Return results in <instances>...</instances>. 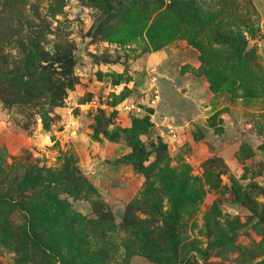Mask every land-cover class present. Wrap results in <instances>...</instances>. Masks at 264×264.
Segmentation results:
<instances>
[{"label": "rangeland", "instance_id": "obj_1", "mask_svg": "<svg viewBox=\"0 0 264 264\" xmlns=\"http://www.w3.org/2000/svg\"><path fill=\"white\" fill-rule=\"evenodd\" d=\"M56 2L39 3L53 29L45 45H74L76 83L45 106L47 126L35 101L0 98V194L37 198L42 185L23 188L37 169L45 180V169L75 165L92 183L79 198L67 180L47 188L79 216V237L45 238L64 264H260L264 0ZM2 50L13 69L17 43ZM134 117L150 123L143 167L128 162L123 138ZM9 200H0V264H63L24 235L27 218Z\"/></svg>", "mask_w": 264, "mask_h": 264}, {"label": "trees", "instance_id": "obj_2", "mask_svg": "<svg viewBox=\"0 0 264 264\" xmlns=\"http://www.w3.org/2000/svg\"><path fill=\"white\" fill-rule=\"evenodd\" d=\"M91 1L95 5L107 2V5L111 6L113 0ZM40 2L41 0H0V61H2L0 62V98L7 105L21 106L27 101H35L40 106L39 114L44 126H47L46 120L49 118L47 111L49 110L45 106L60 105L64 100L67 89L76 83L73 75L75 65L73 50L75 47L66 38L65 42H55L51 49L46 47L48 34L53 29L46 13L40 11ZM57 2L54 3L55 9L60 8ZM173 8H176V6L173 5ZM186 8L187 5L184 9ZM55 9L50 11L51 16L57 12ZM11 41L17 43L22 52V57L12 61L14 67L10 70L7 67L10 63L2 47ZM103 118L104 114H102V117L98 116L97 122L101 123ZM146 120L134 117L131 125L123 129V138L129 142L132 149L127 155L128 162L136 167H143L144 156L146 158L145 144L140 139V134L144 133L148 124H150ZM116 132L118 133V131ZM45 170L48 175L45 180L38 169L37 173L31 177L33 183L30 185L26 183V177L23 178L24 190L41 185V188H46L45 191H40L41 194L36 196L37 198L28 201L23 196L22 199L13 201V197L5 193L0 194V200L11 199L9 201H13L27 218V225L23 230L24 235L33 237L40 248L43 246L54 260L63 263L67 262L68 257L58 252L53 245L50 247L45 238L79 237L76 233V229L80 228V223L76 222V218H79V216L66 207L62 200L59 201L56 197L50 195L47 188L52 189L60 181L67 180L71 183L70 188L73 189L74 196L77 198L80 196L86 197L89 193H94L95 190L92 183L78 171L75 165L66 166L61 172L62 175H56L50 169ZM231 189L236 198L245 203L246 197L241 188L232 185ZM253 203H256V201H253ZM57 218L58 222L56 220L54 223L51 221V224H48L49 220ZM125 224H131L128 216H126ZM74 254H78V251ZM260 264H264V259L260 260Z\"/></svg>", "mask_w": 264, "mask_h": 264}, {"label": "crops", "instance_id": "obj_3", "mask_svg": "<svg viewBox=\"0 0 264 264\" xmlns=\"http://www.w3.org/2000/svg\"><path fill=\"white\" fill-rule=\"evenodd\" d=\"M165 53H158V54H153L152 55V60L156 61V62H161L164 58L162 56H164ZM165 57V56H164ZM163 62V61H162ZM88 89H90V87H88Z\"/></svg>", "mask_w": 264, "mask_h": 264}]
</instances>
